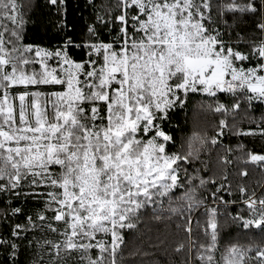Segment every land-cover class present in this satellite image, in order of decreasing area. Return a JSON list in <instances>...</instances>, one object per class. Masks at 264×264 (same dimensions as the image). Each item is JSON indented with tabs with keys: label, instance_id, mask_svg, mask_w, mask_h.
I'll list each match as a JSON object with an SVG mask.
<instances>
[{
	"label": "snow or ice",
	"instance_id": "1",
	"mask_svg": "<svg viewBox=\"0 0 264 264\" xmlns=\"http://www.w3.org/2000/svg\"><path fill=\"white\" fill-rule=\"evenodd\" d=\"M148 218L264 264V0H0V264H155Z\"/></svg>",
	"mask_w": 264,
	"mask_h": 264
},
{
	"label": "trees",
	"instance_id": "2",
	"mask_svg": "<svg viewBox=\"0 0 264 264\" xmlns=\"http://www.w3.org/2000/svg\"><path fill=\"white\" fill-rule=\"evenodd\" d=\"M36 3H42V0H35ZM39 9H37L36 14L32 17V19H36L39 15ZM42 34V29L39 27H34L33 25H29V35L33 39L39 40L40 35ZM195 104V100L193 101ZM192 106L190 105V110L188 112L187 122H185V118L183 114H181L177 120L180 124L179 130H174L175 135L177 137L178 143L181 137H186L191 135V133L196 130V117L194 111L191 110ZM210 118V117H209ZM225 144L231 143L233 146L236 143L235 138H226L224 141ZM252 181H256L260 179L258 174H254L251 177ZM176 232L175 225L165 222H156L151 220L150 218L145 220V223L141 225V231L138 234L139 240L138 243L143 246L144 248H149V243L155 242L157 237L162 239H166V244L162 245L160 248L157 249H149L150 251L154 252L152 256L153 261L155 264H178V258L171 255L170 248L174 244L176 239L174 233ZM229 242L232 243H246L247 239L243 235L242 231L236 229L234 227L226 229L225 233L222 237L221 247L227 246ZM168 249L167 251L165 249ZM127 255V253H126Z\"/></svg>",
	"mask_w": 264,
	"mask_h": 264
}]
</instances>
